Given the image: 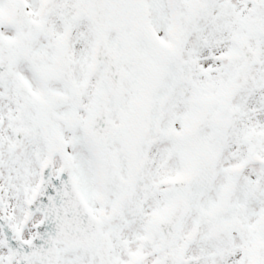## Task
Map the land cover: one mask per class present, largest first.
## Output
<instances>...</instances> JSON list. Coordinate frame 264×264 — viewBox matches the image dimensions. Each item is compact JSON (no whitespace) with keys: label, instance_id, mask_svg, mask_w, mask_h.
Segmentation results:
<instances>
[{"label":"snow or ice","instance_id":"snow-or-ice-1","mask_svg":"<svg viewBox=\"0 0 264 264\" xmlns=\"http://www.w3.org/2000/svg\"><path fill=\"white\" fill-rule=\"evenodd\" d=\"M0 264H264V0H0Z\"/></svg>","mask_w":264,"mask_h":264}]
</instances>
